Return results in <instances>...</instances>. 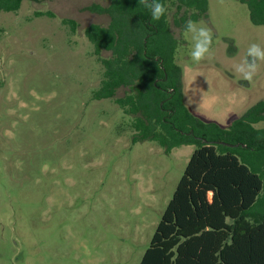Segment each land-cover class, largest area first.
<instances>
[{
	"label": "rangeland",
	"instance_id": "1",
	"mask_svg": "<svg viewBox=\"0 0 264 264\" xmlns=\"http://www.w3.org/2000/svg\"><path fill=\"white\" fill-rule=\"evenodd\" d=\"M108 1L23 0L0 13V264H138L194 149L132 143V118L92 99L102 68L83 31L108 23L97 9ZM197 22L213 33L198 64L171 23L183 102L227 128L264 100V64L251 82L233 68L264 47V26L238 0H206Z\"/></svg>",
	"mask_w": 264,
	"mask_h": 264
},
{
	"label": "trees",
	"instance_id": "2",
	"mask_svg": "<svg viewBox=\"0 0 264 264\" xmlns=\"http://www.w3.org/2000/svg\"><path fill=\"white\" fill-rule=\"evenodd\" d=\"M22 1L0 0V13L16 12ZM238 1L252 25L264 26V0ZM159 2L167 12L154 21L138 0H109L97 7L108 23L83 31L102 68L91 97L112 100L132 118V143L153 141L165 153L194 147L138 264H264V128L254 127L264 120V100L227 128L191 114L171 23L184 31L205 15L206 0ZM62 23L75 30L74 21Z\"/></svg>",
	"mask_w": 264,
	"mask_h": 264
},
{
	"label": "clouds",
	"instance_id": "3",
	"mask_svg": "<svg viewBox=\"0 0 264 264\" xmlns=\"http://www.w3.org/2000/svg\"><path fill=\"white\" fill-rule=\"evenodd\" d=\"M138 5L147 8L154 21H159L167 12L165 5L159 0H138ZM184 34L190 35L192 41L190 57L193 62L198 64L210 58L213 33L209 28L190 19L185 24ZM262 64H264V47L253 43L247 48L243 58L233 65V68L235 74L243 81L251 82L260 71Z\"/></svg>",
	"mask_w": 264,
	"mask_h": 264
},
{
	"label": "water",
	"instance_id": "4",
	"mask_svg": "<svg viewBox=\"0 0 264 264\" xmlns=\"http://www.w3.org/2000/svg\"><path fill=\"white\" fill-rule=\"evenodd\" d=\"M225 145L232 146V145H230V144H225Z\"/></svg>",
	"mask_w": 264,
	"mask_h": 264
}]
</instances>
